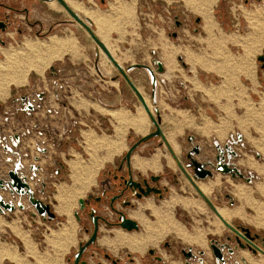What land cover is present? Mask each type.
Wrapping results in <instances>:
<instances>
[{
    "label": "rangeland",
    "instance_id": "1",
    "mask_svg": "<svg viewBox=\"0 0 264 264\" xmlns=\"http://www.w3.org/2000/svg\"><path fill=\"white\" fill-rule=\"evenodd\" d=\"M217 2V7L214 9L216 21L219 22V26L227 34L235 32L242 36H245L248 33L255 31V28L257 30L260 29V31H262L264 34L263 27H259L249 20L250 18L255 19L256 22L259 21L258 17H260L262 13H264V0H217ZM174 6L175 11H177L176 14L182 15V18L186 23L185 20L191 17L186 16L185 14L183 15L179 12L183 9V7L178 0H175ZM255 12L259 13L255 14L254 17H247L248 13L253 14ZM224 14L227 15V18H224ZM263 17H261L260 20ZM250 22L254 28H252ZM213 25L214 26L212 27V29L215 27L214 19ZM187 32V27L184 26L181 30L180 38L174 40L173 38L165 35L161 30V34L159 35L160 41L157 43L155 42V44L152 45L153 47L151 46L152 42H150L148 46L150 45L151 49L150 47H147V45L144 46V49L142 50L146 52V55L142 57H131L130 49L126 51V49H122L116 44L110 45L109 43L107 45L109 46V48H111L113 55L119 61L118 63L124 66V68H127V66L132 64L143 65L145 63L153 66V63L151 62L153 59L162 60L168 66L166 62L167 59L164 56V52L166 49L171 52L172 58H175L174 63L177 64V70L174 71L175 76H173V79L166 80L165 83H161V86L159 87V100L160 103H163V105L168 107L170 110H173L175 112L185 111V115H187L189 119H193L195 122V125L193 127L185 128L183 132L178 133L177 135V142L181 146L180 153L177 151L179 153L178 157L181 158L183 163L187 161L186 154L187 151L191 149L193 143H189L190 135H194L196 132L199 133L198 131H200L203 128V125L208 122L213 127V131H211V133L206 136L200 137L199 141L204 147V153H202V155L198 158L196 157L198 160L203 162L206 158V155L210 154L208 152L209 150H211L209 145L214 147L212 140L215 137L214 135H216L217 133L216 130L221 129V127L223 126L224 128H228V131L222 134V138L221 136H219L221 139H223L227 134L228 140L231 136H235L236 133H239L238 131H241L243 135H245L246 141L244 139V142L246 147H238L239 151L242 154V158L240 159L253 157V160L256 161L258 165L264 166V156L262 151L259 150L258 147L259 145L264 144V70H262L260 61L258 59L259 56L263 55L264 42L261 44L258 43L262 47L259 46L261 49L253 54V57H251L252 59H254V66L258 74L259 82L257 83V85L249 81V78L247 79L244 76L242 77L241 83L237 87L233 84L229 87V100L220 99L219 101H215L209 98V96L207 97L201 92H198L194 89L192 80L190 78L191 73L189 72V67L187 65L183 66L182 62L179 61L178 57L175 56L178 52L184 51V45L186 44L185 35L187 34ZM28 40L29 39L25 41ZM81 40L82 42H84L83 35ZM233 40L235 42H239V39L235 38ZM24 44L25 42L22 46H24ZM22 46H20V48ZM75 46L76 45H70L67 48V51L71 50L74 52L78 50V56L75 55V52L73 53L74 57H70V59L66 57L60 63L51 62L52 64H50V68L48 67L49 69L46 71L44 70L45 72L43 71V73L31 70L26 75L24 82L18 85L14 83L10 84L11 87L9 86L8 88L10 89L8 90L11 94V97H9L8 95L7 97L5 96L6 99H0V132L7 134L16 131L26 132L28 131V129L31 130L32 133H30L27 138L24 139L22 151L27 163L33 162L34 156L41 157V160L39 162L43 169L42 171H40V176L42 177V180L46 182L47 187L46 194L41 195V197L44 201L50 202L51 204L54 203L53 197L57 192H59L56 196L58 199V196L60 195V188H64L63 194H70L67 199L68 202H72L74 200L76 201V199L71 198L74 194L70 191V188L73 187V181L70 187L61 186L60 184L64 182L69 185L71 183L72 176L70 175L72 174V171L70 164L72 161L80 160L82 161L83 165L92 162V157L86 148L84 132L91 131L98 138L103 136L114 137L116 135V125H118L115 121V118H113L108 112L103 111L105 109L113 110L114 107L110 108L106 106L105 104H103L102 99L114 95L113 93H111L112 89L110 87V82L113 81V76L119 75V72L117 71L115 66L107 60L102 51L99 50V54L96 57L95 52L92 49L90 50L89 45H81L80 49H77V47ZM154 47L158 48V56L150 57L149 51L155 49ZM20 48L17 49L19 50ZM229 48L231 49V56L239 58L236 59L238 67L242 68L244 71H247L249 74L248 66L250 64L249 57L252 54L251 49L246 48L247 50L243 52L238 46L229 45ZM181 53H179L178 56H181ZM223 55L225 57V63L234 61V59H231L229 55ZM4 58L6 59V56ZM73 58H76L78 60H72ZM96 62L97 64H99L100 70H102V73L106 76V78H104L101 74L99 75L98 71H96ZM53 69L61 70V72L56 76H52L51 72ZM143 71L144 70L139 69L131 73V76H138V74H142ZM211 76L212 77H210V81L215 85H219V83L223 80V77L221 76ZM200 78L204 80L203 75H200ZM0 84H2L1 79ZM151 87L152 86L150 85V78L148 77L139 89L141 90L142 95H145L144 98H148V103L152 108V115L154 118H156L157 115L154 108L156 105L153 103ZM43 91L46 92L47 97L44 101L40 102L41 106L37 109V112H35L32 116H29L24 112H19V108H21L22 105L20 101L15 102V100L19 98L18 96H22V94H28L32 96V98H35L37 100L35 95L38 92ZM213 92V95L218 96L219 93H217L216 91ZM55 93L57 94V97L55 96ZM235 95L236 97H233ZM113 102L109 104H112ZM128 103L129 106H125L124 103L123 106H125L124 108H126L128 111L131 110L129 111V113L132 115L137 114L140 109L145 111V108L142 107L135 95L133 96L132 101L128 99ZM165 111L168 112L167 109L164 110V112ZM145 113L148 119L147 123H149L147 133H150L155 130V127L153 123H151L150 117L146 111ZM163 123V126L165 128H168L169 123ZM142 136L143 135L138 134L129 126L123 137L124 146L119 151L115 152V154H113V156H115L113 161H104L111 160L113 158L112 157L111 159H106V148H100L96 152L97 160L102 161V164L104 161L105 166H115V164H117L129 150L130 146L134 142L138 141ZM174 136L175 134H173L172 137L174 138ZM174 140L176 141V138H174ZM227 140H225V142ZM253 141H256L257 143ZM159 144L160 140L157 139L148 141L133 154L145 159L150 158L152 156V153H155V151L159 149L163 153L160 162L165 163L164 160L166 159V155L171 154L169 153L165 144L162 147ZM39 147H45L48 149V154L45 157L38 151ZM100 155H102V158H99ZM5 156V152L0 146V163L4 161ZM74 158L76 159L71 161V159ZM172 159H174L173 156ZM245 168L247 169L246 172L255 171L256 176L253 178L254 182L251 185H248L242 180L233 182L234 184H232L230 179H228V182L230 183L222 182V176L217 174L215 178L209 177L204 182L197 181V184L200 185L201 183L208 182L214 183L215 186L213 190L206 195V198H209L211 200L217 210L223 208H228L231 210L242 207V214L233 216L230 220H228L230 224L235 226L236 223L241 222L244 226L250 227L253 230L255 229L256 231L264 234V226L262 224L256 223V217L259 212L254 206V203L264 204V195L259 193L257 188L260 183L264 182V177L254 168ZM167 169L168 168L165 167V169L154 173L161 175V173L164 172V175H167ZM56 170H59L60 173L57 174ZM174 170L178 171L177 173H179L178 182L180 183V186L182 188V191H180V193L182 192L184 196L180 194L178 195L184 198H189L191 200L194 199L197 201H202V211L197 213H191L181 206L175 207L172 211L175 220L177 222H180L188 231L191 232L195 229V227L204 229L211 228L212 230H215L214 228H216V225L214 224V222L218 220L221 223V231H209V233L206 234V248H201L196 244L190 245L187 242L181 241V239L177 238L174 233H169L167 234L168 236L165 235L163 239L157 243L156 246H148V248L142 253L136 251L130 252L127 247L122 246L120 247L122 249L118 250V252L114 251L115 256L123 258L126 253H132V255H134V257L138 261H141L142 258L139 257L143 256L147 258L148 249L154 247L158 250L159 255L162 256L164 260H166V264H174L179 262L180 264H182L181 262L183 260V256L180 252V248L184 247L192 248L197 255L200 250L207 252L206 258H204L206 262L205 264H215L214 258L207 242L210 238H217L219 240L223 236L224 230H228V228L223 225L216 214L213 213L210 207L207 206L202 198L199 197L195 188L191 185V183L188 182L187 178L183 174H180L181 172H179L180 170L176 165ZM0 171H2L1 174L3 175L4 171L2 170L1 166ZM146 172L144 173L146 174ZM97 175H99V173H97ZM163 182L166 183L165 179L163 180ZM30 184L33 185L32 182H30ZM238 184H244L246 187L250 188V200L252 201L253 205L249 206V204H247L245 200L241 199V197H237L232 194L234 186ZM168 187H170V195L175 193L173 191L174 186L172 184H168ZM88 192H86V195L88 194ZM226 192H229V194L234 198L235 204L234 206H232L233 208L229 206L226 197H224V193ZM193 196H195V198H193ZM58 201L60 202V200ZM75 203L76 205L71 208V212L70 209H68V214L66 216L58 214L54 222H49L47 219L45 220L44 218H41L39 216H32L29 211L36 213L34 208H31L28 211H21L17 209V211H15L14 213L7 212L5 215L0 214V219L4 221V224L0 225V244L4 246L7 245L10 247H16L18 254L27 264H72L70 263V260L72 259V256L75 252L74 250L78 248V241L81 240V237H84V240L86 239L84 233L83 236L80 235V226L73 214L74 211H77L79 209L78 202ZM140 204L138 208L140 207ZM158 206H160V204ZM243 208L244 212H246L245 216ZM239 217L244 219H239ZM72 219L76 224V245L72 248V251L67 252L68 250L65 249L63 252H60L59 250L61 248H58L57 246L52 244V242L57 241V239L52 238V234H56V232H59L63 229H71L72 227H74L75 229L74 223L73 221H71ZM66 220L71 221V224L69 226H64L68 223L65 222ZM10 223H15V225L20 229L21 233L27 235L31 242L29 246H27L23 239L12 230V227L9 226ZM63 226L64 228L58 229ZM74 237L72 236V239ZM48 239L51 241L53 239V241L49 242ZM72 239L70 243H72ZM165 240L169 241V243L172 244L173 248L168 249L162 246V243ZM241 253H243V251H241ZM249 255L252 256V254ZM241 257L244 256L240 254L239 251L237 254L238 261L240 264H245ZM261 259H264V256L255 259L253 258V260ZM125 261L128 262L127 259H125ZM153 262L152 264H159L154 260ZM248 262L249 264H254L249 260ZM0 264L18 263L14 262L13 260H9L8 258H2L0 259ZM196 264L200 263L197 262Z\"/></svg>",
    "mask_w": 264,
    "mask_h": 264
},
{
    "label": "flooded vegetation",
    "instance_id": "2",
    "mask_svg": "<svg viewBox=\"0 0 264 264\" xmlns=\"http://www.w3.org/2000/svg\"><path fill=\"white\" fill-rule=\"evenodd\" d=\"M75 1H77L78 3H82L84 7L90 9L91 11L96 10H94L95 5H97L101 11H108V1L110 0ZM149 1H151L150 6H156L157 9L156 15H154L152 22L156 25L159 24L161 26L160 30H163L165 35L173 38L174 40L179 39L181 30L184 26L187 27V31H194L196 33L201 31V18H189L185 20V23L182 18V15L176 14L172 6L170 8H166L167 1ZM52 4H54L55 6H52ZM150 10L153 9H151V7L149 6L141 5L138 11V17H140L139 23L141 27V38H146L148 36L144 33V27L147 22L151 21L150 18L146 17V11ZM70 12L75 14L78 19H81L86 24V26L89 27L93 31V33H95L93 19L88 16L86 17V15L81 12H76L72 5L67 2V0H0V61H3L5 59V49L20 48V46H22L25 40L27 39H31L34 41L36 39H39L40 41H48L53 36H57L62 39L67 38L71 41H74V45H76L77 49H80L81 45L84 44L92 45V50L95 52V55L97 57L99 54V50H102L97 46V44H95L91 35L87 32L86 28L76 19H74ZM82 35L84 36V42H82L81 40ZM95 35H97L98 38L102 41V39L97 33H95ZM158 37L160 38V36ZM67 52L68 53H66L62 57V59H57L53 63H60L66 57L68 59H70V57H74L73 51L69 50ZM74 52L78 53V50ZM152 52L153 53H151V55L156 56V52ZM111 53L113 54V52ZM72 60L78 59L73 58ZM178 60L182 62L183 66H186L182 58L179 57ZM95 64L96 71H98L99 75H102L99 64H97V62ZM260 64L262 70H264V62H260ZM124 70L126 71L127 69ZM60 72L61 70L53 69L51 74L52 76H56ZM119 78H122L120 73L116 77H112L113 80ZM122 79L126 81L124 78ZM56 95L57 94L55 93V96ZM35 96L37 100L35 98H32V96L28 94H22V96H18L19 98H17L15 102L20 101L22 105V107L19 108V112H24L29 116H32L35 112H37V109L41 106L40 102L44 101L47 96L45 91L38 92ZM9 97H11V94L9 95ZM30 133H32L30 129H28V131L26 132L16 131L7 134L0 132V146L3 148L6 154V161L13 162L12 168H10L7 172H4L3 175L0 173V178L4 180H9L8 172L14 169L16 165H18L17 173H19L21 179H23L24 176H27V183L29 184L31 191L34 193L35 198L41 200L45 204L50 205L51 212L54 214V219L51 220L46 215L39 216L35 207L31 203H29L27 194H12L8 189H0V195L3 197L5 203L10 202L15 204V210L4 211L3 213L0 212V214L5 215L7 212L14 213L15 211H17V209L21 211H28L29 209L34 208L36 213L29 211L32 216H39L41 218H44L45 220L47 219L49 222H54L57 218V214L54 212L52 204L50 202L44 201L41 197V195L46 194L47 191L46 182L43 181L42 177L40 176V171H42L43 169L39 162L41 160V157L34 156V161L30 162V164H27L25 162V156L22 151L24 139H26ZM238 134L239 133H236V139L229 138L226 142L221 144L214 141L213 151L215 152V155L212 156L211 153L209 155H206V158L203 162L198 160L196 157L201 156L204 152L200 145L195 144V138L190 135L189 143H193L191 149L187 151V161L185 163L180 162V164L183 168H185L191 178L194 179L195 183H197V181H206L207 179L200 180L198 178H195V168H193V166H190L191 164L188 158V154L191 153L190 151L195 146H199L200 154H193V157L198 162L205 164L206 170L210 169L212 171V176H210V178H215L217 174L222 176V182H228L227 179H230L232 184H234L233 182H237L238 180H242L248 185L253 184V178L256 176L255 171L246 172L247 169L244 166L238 164V160L242 158V154L239 151L238 147H246L243 136L239 134L240 136H242V139L240 140ZM154 139L160 140L159 145L161 147L164 145V142L161 138H153L151 140ZM217 145H219L220 148L224 151V159L220 163H218L216 160L220 153L216 148ZM225 145H228L230 147V150L235 153V156L232 155L228 157V151H226L224 148ZM38 151L43 154L44 157L48 154V149L45 147H39ZM125 156L126 154L120 159L117 164H115V166H104L102 169H100L99 175L96 179V185L88 192L87 195H85V198L79 199L84 201V208L81 209V205L79 203V209L77 211H74L73 214L77 212L79 219L75 216L74 217L76 218V221L80 226V235L83 236L84 233L86 239L84 240V237H81V240L78 242V248L74 250L75 252L72 256V259L70 260V263H72L74 255L78 252L80 246L84 245L92 237L96 225L97 236L95 242L87 246V250L81 258V261L87 262V257L89 255V257L96 264H103V260L109 262V264H133V262H136V258L134 257V255H132V253H126L123 258L119 256H114L110 252V250H108V248L100 245V241H102V239L105 237L113 238L115 236V231L117 232L118 230L130 234L132 232H141L140 222L137 219L131 217L129 213L132 210L138 209L139 204L145 203L149 198L153 199L155 204L159 205L162 200L168 198L170 195V187H168V184H172L174 186L173 191L176 194L178 193L184 196L182 192L180 193V191H182V188L180 186V183L178 182V171L166 167L168 168L166 172L167 175H164V172L159 175L151 170H147L145 174L141 170L133 167L132 157L130 163H127L124 159ZM209 162L212 163V166L207 165ZM174 163L177 168H179V172H181L180 174H183L182 169L177 163V160H174ZM224 164H226L231 169L238 168V170L242 174V177H240L239 175L232 177L231 173L225 174L217 169L218 165H220L219 167L220 169H222L221 166ZM163 168L165 169V167ZM56 172L57 174L60 173L59 170H56ZM164 179L166 183L163 182ZM30 182H32L33 185H31ZM224 197H226L229 206L233 208L232 206H234L235 204L234 198L229 194V192L224 193ZM193 198H195V196H193ZM19 204H22L24 206V209H20L18 206ZM144 215L148 216L150 219L153 220V216L150 215L148 210L144 211ZM94 218H97L96 222H94ZM125 219L136 221L138 224V229H132V231H127L125 228H123L122 223ZM233 227L241 231L243 237L238 236L236 233H234L227 227L228 230H224L223 236L219 240L217 238H210L207 242L214 258L215 264H240L237 258V254L240 249L243 251H248L250 254H252V257H254V259L264 256L263 233H260L255 229L253 230L250 227L244 226L241 222L236 223ZM242 227L248 228L250 231L248 233L246 231H242L240 229ZM212 244H215L221 250L223 262L218 261L217 258L214 257L211 248ZM162 246L168 249L173 248L172 244H170L167 240L163 241ZM256 247H259L262 251L260 252L257 250V254L253 255L252 250H254ZM151 250H153V253H150ZM230 250L232 252H230ZM180 252L183 256V260L181 262L182 264L183 261L184 264H196L197 262H199L200 264L206 263L204 258H206L207 252L203 250H200L197 255L192 248L181 247ZM200 252H203V254H200ZM139 258H142V262L140 261V264H152L153 260L159 264H166V260H164L163 257L159 255L158 250L154 247L148 249L147 258L143 256ZM241 258L243 259V262L245 264H249L245 257ZM125 259H127L128 262H126ZM88 263L89 262H87V264Z\"/></svg>",
    "mask_w": 264,
    "mask_h": 264
},
{
    "label": "crops",
    "instance_id": "3",
    "mask_svg": "<svg viewBox=\"0 0 264 264\" xmlns=\"http://www.w3.org/2000/svg\"><path fill=\"white\" fill-rule=\"evenodd\" d=\"M165 1H167V7L166 8H170L172 6L174 11H175V6H174L175 0H165ZM178 1H179V3H181V6L183 7V9L181 11H179L181 14H183V15L185 14L186 16H189L191 18L199 17V18H201V21H202L201 22V31L198 33L194 32V31L193 32L188 31L187 34L185 35L186 44L184 45L185 46L184 51H180L175 55L178 58L180 57V58L184 59L185 64L189 67V72L191 73L190 78L192 80L194 89L198 92H201L203 95H205L207 97L209 96V98H211L212 100L219 101L220 99L229 100V98H230L229 97V92H230L229 87L232 84L237 87L241 83L242 77H244V76L247 79L249 78L248 79L249 81H251L255 85H257V83L259 82L258 74H257L255 66H254L255 65L254 59H252L251 57H253L254 56L253 54H255L257 51H259L261 49L260 47H262L258 43L261 44L264 42L263 32L260 31V29L257 30L255 28V31H252L245 36H242V35L235 33V32H233L231 34H227L219 26L220 24L218 21H216V17L214 14V9L217 7L218 2L215 6H213L214 8L212 7L211 11L208 13V11L206 10V5L202 4V6H201L198 4H193L187 0H178ZM108 2H109L108 9H107L108 11H101L97 5H95V8H94V10L96 9L95 11H99L105 17L107 16V20L104 21V27L102 30V31H104L102 33H104V35L106 33L107 36L106 37L101 36V33L98 31L99 27H98L97 23L93 20L94 26H95V33L99 32L98 33L99 37L102 39V41L104 43H106V45L110 43V45L116 44L118 47H120L122 49H126V51L128 49H130V51H131L130 56L131 57H142V56L146 55V52H144V50H142V49H144V46L147 45V47H150V45L148 46V44H150V42H152V44H151V46H152L153 44H155V42L157 43L160 41V38L158 36L161 34V30H160L161 26L159 24L156 25L155 23L152 22L153 21L152 19H153L154 15H156V12H157L156 6L155 7L150 6L151 1H149V0H119V1L118 0H110ZM153 2H154V0H153ZM112 4H116L117 7L119 6V8H118L119 10L114 12L112 10ZM120 5H122V6H120ZM141 5H143V6L146 5V6L151 7V9H153L150 11H146V17L151 19V21L147 22V24H145V27H144L145 28L144 33L148 35L146 38H141V30H140L141 27H140V23H139L140 17H138V11H139ZM201 7H203V8H201ZM95 11H93V12H95ZM175 12H177V11H175ZM211 12H212L213 16L211 15ZM257 13H259V12H255L253 14L248 13L247 17H254V15ZM263 14L264 13H262V15L260 17H258L259 21H257V22L255 19L249 18V20L251 22H253L254 24L258 25L259 27L264 28ZM209 17H211V18H209ZM261 17H263V18L260 20ZM213 19L215 21V27L213 29L211 27L210 30L205 29V26L208 24V22H211V25H213ZM251 22H250V25H251ZM251 26H252V28H254L253 25H251ZM163 33H164V31H163ZM53 37H57V36H53ZM57 38H59V37H57ZM235 38L239 39V42H237V41L235 42L233 40ZM66 39H64V40H66ZM28 41L35 42L36 40L34 41V40L29 39ZM48 41H46V42H48ZM72 42L73 43L71 45H74V41H72ZM229 45L238 46V47H240V49L243 52H245V50H247L246 48L251 49L252 54L249 57L250 64L248 66L249 74L247 71H244L242 68L238 67L236 59H239V58L231 56L232 54H231V49L229 48ZM24 46H25V44H24ZM24 46H22V47H24ZM21 48L19 50L16 48H13V51L20 52ZM89 48L93 49V46L89 45ZM154 48L155 49H152L149 51L150 57H154L151 55V53H153L152 51L156 52L155 57L158 56V50H157L158 48H156V47H154ZM150 49H151V47H150ZM4 51H5V53H7L6 51H12V49L11 48L9 50L5 49ZM66 53H68V52L66 51ZM66 53H64V55ZM73 53H75V52H73ZM179 53L182 54L181 56H183V55L184 56L183 57L178 56ZM223 54L229 55L231 57V59H234V61H230L229 63H227V62L225 63V60H224L225 57ZM75 55L78 56V53H75ZM5 56H6V54H5ZM164 56L167 59L166 62L168 64V66H167L165 62L160 60L164 65V72H159L157 70V67H156V65H154V62H153V60H155V59H153L151 61L153 63V66H150L149 64H147L155 71V77H157V89H156L157 95H156L155 103H154L156 106L154 108L158 109L160 119H161V127L163 129V133L165 135V138H167V141H168L170 148H171V151L173 153V154H171V153L170 154L172 156H175L179 162H182L181 158L178 157V154L181 151V146L177 142L178 141L177 135H178V133L183 132L185 130V128L193 127L195 125V122L193 119H189V117L187 115H185V111H176L175 112L173 110H170L168 107L164 106L163 103H160L159 87L161 86V83L162 82L165 83L166 80L173 79V76H175L174 71L177 70L176 69L177 64L174 63L175 58L174 59L172 58L171 52H169L166 49L164 52ZM55 60H57V59H55ZM55 60H53L52 63ZM4 61H0V62H4ZM49 68H47L46 70H48ZM124 69H127V68H124ZM137 70H139V69H135V70L130 71L128 73V76H129V78H131V80L133 81L135 86L139 89L140 86H142L143 82L146 80V78L149 77V75H148V72L143 69L145 72L143 71L142 74H138V76H131V73H133ZM101 73H102V70H101ZM102 75L104 77H106L103 73H102ZM200 75L204 76V80H202L200 78ZM211 75H215L217 77L221 76V77H223V80L219 83V85H215L210 81V77H212ZM116 76L117 75H115L114 77H116ZM149 78H150V85L152 86L151 77H149ZM27 80H28V78H27ZM110 83H111L110 87L112 89L111 93H113L114 95L103 98L102 99L103 104H105L106 106H108L110 108L114 107L113 110L122 109L125 112L129 113V111H131V110L128 111L124 107L129 106L130 102L128 103V99H130V101H132L133 96L135 95L137 97V95L133 92L130 85L126 81H124L122 78L113 80ZM139 91L141 93L140 89H139ZM213 91H216L217 93H219L218 96L213 95L214 94ZM8 95H10L9 90L7 91L6 97ZM236 95L233 97H236ZM6 97L5 98L0 97V99L1 100L6 99ZM137 100L139 101L138 97H137ZM111 102H113V103L109 104ZM123 103L125 106H123ZM139 103H140V101H139ZM166 109L168 110V112H166V111L164 112V110H166ZM113 110H111V111H113ZM163 122L169 123L168 128H165L163 126V124H164ZM131 128L133 129V127H131ZM212 128L213 127L211 126V124H209L207 122L203 125V128L200 131H198L199 133L196 132L194 135L191 134V136H193L195 138V141H196L195 144L200 145L202 150L204 149V147L199 141L200 137L206 136L209 133H211V131H213ZM216 131H217V133H216V135H214L215 137L213 136L214 138L212 141L213 142L216 141L220 144L224 143L225 140H227L228 135L226 134V136L223 139H221L223 137L222 134H224V132H227L228 128H224L222 126L221 129H218ZM238 132H239V134H241L243 136V138L246 141L245 135H243V133L241 131H238ZM146 133H147V131L145 132V134ZM145 134L144 135L141 134V135L145 136ZM173 134H175L174 138H176V141L172 137ZM212 134H213V132H212ZM219 136H221V138ZM169 139L171 140V142L169 141ZM176 142H177V145H176ZM174 146H176L175 150H174ZM209 146H210L211 150H209L208 152L211 153L212 156L215 155V152L213 151V147L211 145H209ZM205 155H206V153H205ZM114 157L115 156H113V158L111 160H104V161L111 162V161H113ZM4 158L5 159L3 162L0 163V166L4 172H7L10 168H12L13 162H7L6 156ZM99 158H102V155H100ZM75 159L76 158L71 159V161L75 160ZM104 161H103V164L100 167V169H102L105 166ZM166 161H167V158L164 160L165 163L160 162L162 165L161 170L164 169L163 167H168ZM173 161H174V159H173ZM25 162L27 163L26 160H25ZM27 164H30V162ZM100 169H99V172H100ZM69 170H70V166H69ZM1 172L2 171H0V173ZM97 176L94 179V183L92 185H90L91 186L90 189H88L86 192L91 190L96 185ZM71 184H72V179H71V183L69 184V186L67 183H64V182L61 183L60 185L61 186L65 185L67 187H70ZM60 185H58V186H60ZM86 192L83 196H78L75 202H78L79 199L84 198V196L86 195ZM58 193L59 192H57L56 195L53 197V200H54V203L52 204L53 210L57 215L60 214V215L66 216L68 214L67 213L68 209H70V212H71V208L73 206H75L76 203L74 201H72L71 202L72 205H70L69 207L66 204H62V203L60 204V202L58 201V199L56 197ZM78 204H79V202H78ZM61 212H63V213H61ZM243 212H244V208H243ZM245 215H246V212H244V216ZM239 219H244V218L239 217ZM71 221H73V219ZM71 221L66 220L65 222H68V223L64 226H69L71 224ZM73 223L75 226L74 231L76 232V224L74 221H73ZM64 226L60 227L58 229H62V228H64ZM58 229H56V230H58ZM118 231L121 232L123 235L124 234L125 235H131L132 233H135V232H132L130 234V233H126V232H123L120 230H118ZM116 234H117V232L115 231V233H114L115 236L113 238L105 237L102 239V241H100V245L108 248V250H110V252L114 256H115L114 251L117 250V252H118V250L122 249V248H120L122 246L116 247V246H114V244L112 242L114 239H117V238L120 239V237L116 236ZM76 235H77V232L75 233V237L73 239L71 238L72 243H70L67 246V250H68L67 252L72 251V248L76 245V242H77V236ZM241 251H243V250L240 249V252ZM243 252L247 253L248 251H243ZM248 254H250V253L248 252ZM87 258H88L87 262H89L88 264H96L95 262H93V260L90 257H87ZM102 262H103V264H109V262H106L104 260ZM127 264H131V263H127ZM133 264H140V261H138L136 259V262H133Z\"/></svg>",
    "mask_w": 264,
    "mask_h": 264
},
{
    "label": "bare ground",
    "instance_id": "4",
    "mask_svg": "<svg viewBox=\"0 0 264 264\" xmlns=\"http://www.w3.org/2000/svg\"><path fill=\"white\" fill-rule=\"evenodd\" d=\"M119 1V0H118ZM193 4L198 5H206V10L208 13L211 11L212 7L216 4L217 0H187ZM69 4L72 5L74 10L78 13L82 12L86 15V17L92 18L99 27V32L102 37H106V33L104 35L103 27L104 21L107 20V16L105 17L99 11H91L90 9L84 7L82 3H78L75 0H67ZM190 3V4H191ZM117 4V3H116ZM116 4H112V10L114 12L118 11L119 6ZM54 4H52L53 6ZM192 5V4H191ZM55 6V5H54ZM122 6V5H120ZM203 8V7H201ZM200 8V9H201ZM125 11V10H124ZM203 13V12H202ZM211 18V17H209ZM213 25L211 22L205 26V29L210 30ZM98 32V33H99ZM106 32V31H105ZM97 33V32H96ZM97 33V34H98ZM73 42L69 39H62L57 37H52L48 42L36 40L35 42L26 41L25 46L21 48L20 52L16 51H6V59L4 62H0V97L5 98L8 87L10 84L14 83L16 85L24 82L26 75L31 71L35 70L40 73H43L46 70L51 62L55 59H61L67 51V47L71 45ZM106 45V43H105ZM76 47V46H75ZM107 48L108 45H106ZM9 50V49H8ZM109 50L112 52L111 48ZM186 57V56H185ZM117 62H119L117 60ZM145 101L148 107L152 110L151 105L148 103V98H145ZM99 108V107H98ZM254 110V109H253ZM108 112L118 125L116 128V135L114 137H97L91 131L84 132V140L86 141V148L92 157V162L83 165L82 161H72L71 162V171H72V188L70 191L73 192L71 198L77 199L78 196L84 195L85 192L90 188V185L94 183V178L97 175L99 168L102 166V161L97 160L96 152L100 148H106L107 157L106 159H111L115 152L119 151L124 146V134L129 128V126L133 127V129L139 134H145L148 130V119L145 111L140 109L137 114H130L125 112L122 109L117 110H103ZM251 111V110H250ZM172 139V138H171ZM264 139V138H263ZM253 140V139H252ZM171 142V140L169 139ZM252 142V141H251ZM256 142V141H253ZM257 143V142H256ZM255 145V144H254ZM259 145V143H258ZM257 145V146H258ZM259 150L262 151L264 156V144L259 145ZM176 146H174V150ZM86 151V150H85ZM121 153V152H120ZM166 154V153H165ZM89 155V154H88ZM163 153L161 150H156L155 153H152L150 158L142 159L137 155L133 157V166L137 169H140L142 172H146L147 170H151L154 172L161 171V157ZM167 165L168 167L175 169V164L172 157L167 154ZM238 163L241 166L247 168H254L257 172L263 175L264 177V166L258 165L256 161L253 160V157H248L247 159H240ZM218 181V180H217ZM216 181V182H217ZM258 185V184H257ZM65 186V185H63ZM69 186V185H68ZM202 193L206 196L209 194L213 188L214 183H201L198 185ZM218 186V185H217ZM258 191L262 195H264V182L258 185ZM63 189L60 188V195L58 196V200L62 204H66L68 207L71 202H68V196L66 193L63 194ZM232 190V189H231ZM65 192V190H64ZM70 193V192H69ZM232 194L241 197V199L245 200L247 204L253 205L250 200V188L246 187L244 184L235 185L232 191ZM75 202V200H74ZM202 201H197L194 199L184 198L178 195V193H173L169 198L165 199L160 203V206L155 204L154 200L149 198L146 203L140 204V207L136 210H132L129 215L135 219H137L142 227V232L140 233H132L131 235H123L121 232L117 231L116 236L120 237L114 239L112 242L114 246H124L127 247L131 252H144L148 246H156L157 243L163 239V237L169 233H174L177 238H180L181 241L187 242L190 245L196 244L201 248H206L205 236L210 232H220L221 231V223L216 220L214 224L216 225L212 230L211 228L204 229L200 227H195V229L191 232L188 231L180 222H177L172 214V211L175 207L181 206L185 210L189 212H200L202 211ZM256 210L259 214L256 217V223L262 224L264 226V204L254 203ZM149 211L150 215L153 216L154 220H150L146 215H144V211ZM221 217L226 219V221L230 220L233 216H238V214H242V207H238L237 209H218L217 210ZM4 221L0 219V225H3ZM9 226L12 227V230L18 234L25 244L29 246L31 244L29 238L26 234L21 233L20 229L15 225V223H10ZM218 234V233H217ZM74 227L71 229H63L56 234H52V238L57 239L56 242H52L58 248H61L59 251L63 252L65 247L70 243L72 236L74 237ZM168 236V235H167ZM51 244V245H52ZM54 248V247H53ZM117 252V250H116ZM242 254L247 260L253 262L254 264H264V259L261 260H253V258L246 252ZM56 255V254H55ZM8 258L9 260H13L18 264H27L22 260V257L18 254L16 247L4 246L0 244V259ZM48 260V259H47ZM174 264H180L174 263Z\"/></svg>",
    "mask_w": 264,
    "mask_h": 264
},
{
    "label": "water",
    "instance_id": "5",
    "mask_svg": "<svg viewBox=\"0 0 264 264\" xmlns=\"http://www.w3.org/2000/svg\"><path fill=\"white\" fill-rule=\"evenodd\" d=\"M70 13L72 14L74 19H76L79 23H81L86 28L87 32L91 35L95 44H97V46L103 51L107 60L115 66V68L121 74L122 78H124L126 80V82L130 85L133 92L137 95L142 107L145 108L146 112L148 113L150 120H151V123H153V125L155 127V131L146 134L145 136L141 137L136 143H134L133 145L130 146L129 150L125 153L126 156L124 159L126 160V162L130 163V160H131L133 153L142 144H144L145 142H147L153 138H161L163 140L165 146L167 147L169 153L173 154L171 151L170 145L167 141V138H165V135L163 133V130L161 127V119L159 116L158 109L155 108V113H156L157 117L154 118L152 115L151 109L148 107V105L145 101L144 95H142V93L139 92V89L135 86V84L133 83L131 78H129V76H128L129 71H132L135 69H142V70L145 69L148 72L149 77H151V84H152V87H151V93L152 94L151 95H152L153 103H155V98L157 95V92H156L157 77H155V71L147 64H143V65L142 64H132V65L128 66L127 70L125 71L124 67L120 63L117 62L115 56L111 53L109 48H107L106 45L98 38V36L95 35V33H93V31L89 27H87L86 24L81 19H78V17L75 14H73L72 12H70ZM263 55H264V51H263ZM263 55L258 57L260 62H264V56ZM153 62H154V65L157 66L159 72H164L163 63L161 61L153 60ZM238 137L240 140L242 139V136H240L239 134H238ZM216 148H217L218 152H220L218 157L216 158V160L218 163H220L224 159V156H223L224 151L220 148L219 145H217ZM224 148L226 151H228V157H230L232 155L235 156V153L230 150V147L228 145H225ZM190 152L191 153L188 154V158L190 160V164H191L190 166H193V168H195V172H194L195 178H198L200 180H204V179H207V177L212 176V171L210 169L206 170V168H205L206 165L198 162L193 157V154H200V147L195 146ZM220 155H222V156H220ZM173 158H174V160H177V163L179 164L180 168L182 169L183 174L186 176L188 182L191 183V185H193V187L195 188L199 197L202 198V200L207 204V206L210 207V209L213 211V213L216 214V216L220 219V221L223 223V225L228 227L230 230H232L238 236L243 237L241 231L237 230V228L233 227L228 221H226V219L221 217L220 213L217 211V208L213 205L211 200L209 198H206V196L202 193L198 184L195 183L194 179L191 178V176L188 174V172L185 170V168L182 167V165L180 164L178 159L175 156H173ZM207 165L212 166V163L209 162ZM219 166L220 165H218L217 169L220 170L221 172L225 173V174L231 173L232 177H235L236 175H239L240 177H242V174L240 173L238 168H232L231 169L226 164H224L221 166L222 169H220ZM17 167H18V165H16L14 169H12L8 172L9 173L8 174L9 180H4V179L0 178V189H3V190L8 189L10 191V193H12V194H14V193H17L19 195L27 194L29 203H31L35 207L37 214L39 216L40 215L41 216L46 215L51 220L54 219V214L51 212L50 205L45 204L41 200L35 198L34 193L31 191V188H30L29 184L27 183V176H24V178L21 179V177L19 176V173H17ZM78 202L81 205V209H83L84 208V201L79 200ZM18 206L20 209H24V206L22 204H19ZM13 210H15V204L10 203V202L5 203L3 197L0 195V212L3 213L4 211H13ZM74 216L79 219L77 212L74 213ZM96 219L97 218H94V222H96ZM122 226L127 231H132V229H134V230L138 229V224L134 220L125 219L124 222L122 223ZM240 229L242 231H246L247 233L250 231L248 228H244V227H242ZM96 230H97V226L95 225L94 234L92 235V237L84 245H81L78 252L74 255V258L72 261L73 264H87V262L81 261V258L83 257L84 253L86 252L87 246H89L90 244L95 242V239L97 236ZM211 248H212L214 257L217 258L218 261L223 262L221 250L215 244H212ZM257 250L260 252L262 251L259 247H256L254 250H252L253 255L257 254ZM230 252H232V251L230 250ZM150 253H153V250H151ZM200 254H203V252H200Z\"/></svg>",
    "mask_w": 264,
    "mask_h": 264
},
{
    "label": "built area",
    "instance_id": "6",
    "mask_svg": "<svg viewBox=\"0 0 264 264\" xmlns=\"http://www.w3.org/2000/svg\"><path fill=\"white\" fill-rule=\"evenodd\" d=\"M236 137H237L236 135H235V136H231L230 139H231V138H232V139H233V138L236 139ZM229 141H230V140H229Z\"/></svg>",
    "mask_w": 264,
    "mask_h": 264
},
{
    "label": "trees",
    "instance_id": "7",
    "mask_svg": "<svg viewBox=\"0 0 264 264\" xmlns=\"http://www.w3.org/2000/svg\"><path fill=\"white\" fill-rule=\"evenodd\" d=\"M224 18H227V15L226 14H224ZM222 21V20H221Z\"/></svg>",
    "mask_w": 264,
    "mask_h": 264
}]
</instances>
